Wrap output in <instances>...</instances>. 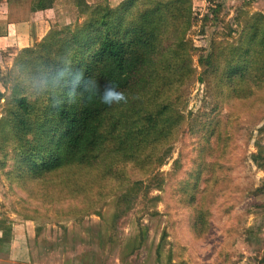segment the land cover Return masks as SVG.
<instances>
[{
    "label": "rangeland",
    "instance_id": "obj_1",
    "mask_svg": "<svg viewBox=\"0 0 264 264\" xmlns=\"http://www.w3.org/2000/svg\"><path fill=\"white\" fill-rule=\"evenodd\" d=\"M38 1L3 0L2 11L26 18ZM121 1L64 4L73 14L54 28H76L96 4ZM192 1L186 36L195 73L169 93L183 119L137 161L112 157V175L104 163L43 179L26 173L8 118L24 46L3 50L0 227L8 231L0 229V264H264V88L235 97L222 76L245 24L264 15V0ZM32 69L21 81L33 99Z\"/></svg>",
    "mask_w": 264,
    "mask_h": 264
},
{
    "label": "trees",
    "instance_id": "obj_2",
    "mask_svg": "<svg viewBox=\"0 0 264 264\" xmlns=\"http://www.w3.org/2000/svg\"><path fill=\"white\" fill-rule=\"evenodd\" d=\"M38 2L35 9H44L54 0ZM192 24V0L98 3L80 26L53 27L36 47H23L8 118L11 149L26 173L43 179L104 163L112 175V157L137 161L150 144L166 141L183 119L169 93L195 73L186 36ZM243 28L222 69L235 97L264 88V15ZM29 65L39 81L33 99L22 92ZM108 87L122 94L111 104L100 99Z\"/></svg>",
    "mask_w": 264,
    "mask_h": 264
},
{
    "label": "crops",
    "instance_id": "obj_3",
    "mask_svg": "<svg viewBox=\"0 0 264 264\" xmlns=\"http://www.w3.org/2000/svg\"><path fill=\"white\" fill-rule=\"evenodd\" d=\"M64 4L73 5L72 10H75L78 8V6H80L76 0H72L71 3L70 0H54V3L51 7L44 9H33L30 12V16L18 20H11L9 18V12V15H4V12L2 11V7L4 5L3 0H0V56L3 54V50L5 48L7 49V47H26L30 44L39 42L47 35L50 29H52V27H54L57 22H61V20L65 19V17H71L70 14H73V12L68 11V9L65 10L62 7ZM1 90L2 83L0 81V91ZM19 226V224H15L14 226L16 236L12 243L16 241L17 236L19 237L18 234L21 232L19 229H17ZM16 254L17 250H15L12 257H15Z\"/></svg>",
    "mask_w": 264,
    "mask_h": 264
},
{
    "label": "clouds",
    "instance_id": "obj_4",
    "mask_svg": "<svg viewBox=\"0 0 264 264\" xmlns=\"http://www.w3.org/2000/svg\"><path fill=\"white\" fill-rule=\"evenodd\" d=\"M122 94L117 92L115 87H108L105 88L103 94L101 95L100 99L105 104H111L114 101H118L121 98Z\"/></svg>",
    "mask_w": 264,
    "mask_h": 264
}]
</instances>
